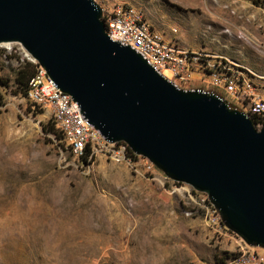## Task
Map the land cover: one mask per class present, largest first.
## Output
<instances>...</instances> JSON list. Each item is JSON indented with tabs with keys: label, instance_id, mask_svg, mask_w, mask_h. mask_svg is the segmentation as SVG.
<instances>
[{
	"label": "rangeland",
	"instance_id": "obj_1",
	"mask_svg": "<svg viewBox=\"0 0 264 264\" xmlns=\"http://www.w3.org/2000/svg\"><path fill=\"white\" fill-rule=\"evenodd\" d=\"M96 2L135 5L167 40L246 65L264 98V0ZM22 57L18 43L0 45V264H217L248 249L206 193L142 156L87 164L45 132L50 112L15 92ZM201 83L195 75L190 85Z\"/></svg>",
	"mask_w": 264,
	"mask_h": 264
},
{
	"label": "water",
	"instance_id": "obj_2",
	"mask_svg": "<svg viewBox=\"0 0 264 264\" xmlns=\"http://www.w3.org/2000/svg\"><path fill=\"white\" fill-rule=\"evenodd\" d=\"M4 42L20 43L107 140L206 193L230 230L264 247V125L113 41L96 0H0Z\"/></svg>",
	"mask_w": 264,
	"mask_h": 264
},
{
	"label": "built area",
	"instance_id": "obj_3",
	"mask_svg": "<svg viewBox=\"0 0 264 264\" xmlns=\"http://www.w3.org/2000/svg\"><path fill=\"white\" fill-rule=\"evenodd\" d=\"M103 20L106 32L113 41L141 54L159 73L179 88L213 91L215 95L224 91L236 104V109L251 118L258 129L263 127L264 98L257 94L260 77L251 68L228 60L211 50H193L167 40L153 27L142 9L129 3H116L112 9H103ZM18 44L24 53L21 61L26 59L36 65V71L29 81V99L35 107L50 112L53 122L64 133L67 149L78 159L87 157L89 163L94 162L100 155H106L116 162L135 163L129 153L130 147L125 142L107 140L85 118L73 97L62 91L46 69ZM10 50L12 47L4 49L5 58H8ZM195 75L201 77L202 83L199 87L190 85ZM142 158L150 164L149 168L154 166L148 158ZM246 246L248 249L242 248L239 253H231L216 263L264 264V257L253 250L255 246L248 243Z\"/></svg>",
	"mask_w": 264,
	"mask_h": 264
},
{
	"label": "trees",
	"instance_id": "obj_4",
	"mask_svg": "<svg viewBox=\"0 0 264 264\" xmlns=\"http://www.w3.org/2000/svg\"><path fill=\"white\" fill-rule=\"evenodd\" d=\"M35 71H36V65L34 63L30 61H21V62L19 61V65L15 76L16 93H22L24 96L28 95L29 81L34 75ZM44 131L55 135L56 138L62 141V146L65 145L64 133L61 131V129H59L56 126L55 122L53 121L48 122L46 125H44ZM129 153L133 161H136L137 158L139 157L130 148H129ZM80 160L84 163H89L88 158L85 156H82Z\"/></svg>",
	"mask_w": 264,
	"mask_h": 264
},
{
	"label": "bare ground",
	"instance_id": "obj_5",
	"mask_svg": "<svg viewBox=\"0 0 264 264\" xmlns=\"http://www.w3.org/2000/svg\"><path fill=\"white\" fill-rule=\"evenodd\" d=\"M13 43H15V42H4V43H1V44L9 46V45H12Z\"/></svg>",
	"mask_w": 264,
	"mask_h": 264
},
{
	"label": "crops",
	"instance_id": "obj_6",
	"mask_svg": "<svg viewBox=\"0 0 264 264\" xmlns=\"http://www.w3.org/2000/svg\"><path fill=\"white\" fill-rule=\"evenodd\" d=\"M242 60H244V61H245L247 64H249V63H250V62L248 63V61H247V59H246V58H244V59H242Z\"/></svg>",
	"mask_w": 264,
	"mask_h": 264
}]
</instances>
